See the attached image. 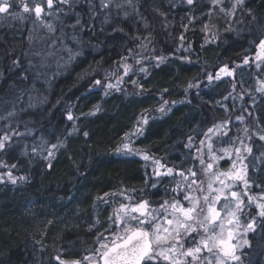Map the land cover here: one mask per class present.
<instances>
[{
  "label": "trees",
  "instance_id": "obj_1",
  "mask_svg": "<svg viewBox=\"0 0 264 264\" xmlns=\"http://www.w3.org/2000/svg\"><path fill=\"white\" fill-rule=\"evenodd\" d=\"M232 3L195 0L190 7L185 0H132L133 7L128 0H113L107 8L98 4L93 12H76L64 32L79 16L82 26L71 47H83L82 58L65 64L48 60L45 67H53L44 76L37 75L41 71L36 66L51 48L50 34L19 21H11L12 27L0 23V137H11L0 154V264H55L57 255L68 263L93 255L97 238L111 233L109 217L122 197L160 199L162 190H149L148 168L135 152L196 170L194 156L204 133L225 123L228 135L213 136V150L236 149L240 141L256 149L254 141L264 134V98L252 104L247 97L241 99L244 92L238 85V91H231L226 83L206 77L225 65L235 68L245 58L256 62L255 42L264 38V0H244L229 15ZM41 42L47 44L45 51ZM159 55L167 57L159 67L146 59ZM126 56L147 72L130 71L123 77L124 87L105 95L94 81L103 84L104 73L115 72ZM54 63L66 65L59 77ZM255 69L235 73L237 79L251 77L252 91L261 84ZM21 92L27 95H18ZM164 100L169 103L161 113ZM97 106L100 111H95ZM69 114L73 120H68ZM142 115L148 123L142 135L131 139L134 156L122 155L118 149ZM4 119L10 120L11 129L2 130ZM30 129H35L34 136L48 139L49 158L24 148L27 134L22 132ZM245 129L253 140L246 138ZM258 179L262 191L264 175Z\"/></svg>",
  "mask_w": 264,
  "mask_h": 264
},
{
  "label": "snow or ice",
  "instance_id": "obj_2",
  "mask_svg": "<svg viewBox=\"0 0 264 264\" xmlns=\"http://www.w3.org/2000/svg\"><path fill=\"white\" fill-rule=\"evenodd\" d=\"M73 2L74 0H55L56 11L63 12L65 5L71 9ZM185 2L191 6L194 5L195 0H185ZM212 2L219 5L222 0H212ZM128 4L132 5V0H128ZM243 4L244 0H234V3L230 6L231 11L228 14L233 15L237 6H243ZM101 6L107 8L108 4L105 3V0H101ZM132 6L135 7L134 5ZM13 7L14 3L10 2V0H0V14H5L13 19H23L19 12L13 15L10 11ZM15 7L22 8L24 13H31L37 20H42V13H45V8L48 9V12L45 13L46 16L53 15V0H40L39 3L33 0L31 8H29L25 0H19ZM220 10L224 11L223 8ZM127 15L125 13V16ZM160 15L163 16L165 14L160 13ZM252 19L255 20L256 18L252 17ZM78 25L82 26L79 16H77L75 24L70 26L75 28ZM43 26L47 27L49 31H54L52 24H43ZM144 27L147 28L148 25L144 24ZM204 28L207 29V25ZM133 39L139 41V37H133ZM145 39H148V42L151 43L149 37H145ZM179 39L183 41V35ZM255 45L259 49L255 60L264 62V39H259L255 42ZM144 46L141 45V47ZM128 51L131 52L132 50L128 49ZM146 59L151 60L154 66L159 67L161 63L167 60V57L159 55ZM136 63L142 64V60H137ZM248 63L249 58H245L243 64L247 65ZM237 67H240V65H237ZM256 67L259 68L260 64H256ZM131 70L132 66L125 63L122 66V75L115 84L107 82V78L103 84L101 80H95L94 84L100 86L105 95L109 94V90L119 91V84ZM139 71L147 72V68L141 66ZM234 71L235 69H230L225 65L215 75L206 73V77L211 82L213 79L220 80L221 73L224 76L232 77ZM132 83L135 84L136 82L132 81ZM261 83L262 86L257 91L264 93V82ZM140 87L142 88V85ZM189 87L191 88L193 85L190 84ZM234 87L235 85H233ZM168 103L167 100H164L158 110L164 113ZM95 111H100L99 106L96 107ZM90 114L94 115L95 112ZM248 115L251 116L252 113H248ZM67 118L68 120L74 119L71 114ZM237 119L243 120L244 117L238 116ZM147 123L148 118L142 115L140 120L137 121L135 130L130 134L126 133L129 142L123 144L122 149H118V151L126 150L132 153L133 149L129 147L130 138L132 135H142L143 126ZM226 127V123L215 124L207 129V132L204 133L205 140H201L199 143L207 148L206 155H208L211 162H206L204 155H199L195 159L202 166L201 168L196 170L188 168L178 173L182 178L181 183L177 185L179 191L173 190L176 196L173 197L171 203L165 201L161 205L163 211L159 216L156 214V210L150 209L147 200L132 203L131 198L126 197L129 202L121 203L119 208L113 210V216L109 217L114 225L111 233L114 239L105 241L103 234H101L97 238L99 249L93 250L92 257H83V261L87 262V264H228L229 261H239L240 256L236 255V250L240 243H247V241H238L237 244L232 243L236 238L234 230L240 227L239 217L247 216L248 213L245 209H250L255 204L259 209L257 216L264 221V203L257 202V197L255 196H249L252 184H256L257 188H260L261 185L248 176V165L243 163L246 157L240 155L241 148L237 147L235 149L236 160H232L229 171L221 172L218 168L213 171V165L230 152L229 148H221L219 149L221 155L217 156L213 152V144L211 142L212 137L220 136L221 132H223L224 136H227V131H223ZM261 131L264 132V129ZM84 135L87 136L88 133L85 132ZM245 136L248 140H253V137L248 135L247 129H245ZM258 138L264 142V134H259ZM10 140L11 137L7 134L0 137V151L6 149ZM229 141H231V137H229ZM240 143L244 151L251 155L252 147L245 145L243 141H240ZM192 146L191 138H189V147ZM52 147L55 148L56 145H52ZM196 151L201 153L203 149L198 147ZM135 154L141 155L139 152H135ZM51 155L52 153L49 152V156ZM261 155L264 156V152H261ZM228 158L231 159V156L229 155ZM143 159L148 160L149 156L144 154ZM237 160L240 161V166H237ZM154 164L159 167H165L158 160H155ZM49 167H51L50 164ZM209 173L205 186V181L202 177ZM156 174L159 175L160 173L156 172ZM167 174L172 175L173 169L168 168ZM261 175H264V172ZM8 176L12 183L16 182L12 178L11 173ZM214 184L218 186L214 187ZM152 186L155 187V184ZM107 195L105 193V196ZM245 199L247 203H245ZM260 199H264V196H261ZM162 223L164 224L163 227L161 226ZM226 224L229 226L227 229L225 227ZM254 225L255 219H252L251 222L244 226L245 231H254ZM117 228L119 232H117ZM55 259L59 264H66L60 255H57ZM68 264H81V260H73L68 262Z\"/></svg>",
  "mask_w": 264,
  "mask_h": 264
},
{
  "label": "rangeland",
  "instance_id": "obj_3",
  "mask_svg": "<svg viewBox=\"0 0 264 264\" xmlns=\"http://www.w3.org/2000/svg\"><path fill=\"white\" fill-rule=\"evenodd\" d=\"M105 3H107L109 5L108 1H105ZM73 15L74 14H70L71 17ZM46 29L48 30V28H46ZM63 34H66V36H65V39H66L65 45L63 43H61V45H59L60 48H58V47H56L57 44H54L53 47L55 49L49 48L48 53H46L47 55L42 60H40L41 63L39 62V66H36L37 70L41 71L40 73L37 72L38 76L39 75L41 76L42 72H43L42 76H44L47 69H51L52 70L53 64L52 63L49 64L50 68H47V67H45V63L48 60L57 59V55L60 54L61 51L64 52L65 54H67V56H68V52H69L68 50L70 49L69 47H71V44L76 42V30H75V28L71 27L67 31L61 33V35H63ZM67 41H68L69 44H67ZM257 52H259L258 48H256V52H254V57L256 56ZM69 58H70V60H63L62 63L65 64V63L73 60L71 57H69ZM256 62H258V60ZM233 66L235 68H232L230 66H228V67L230 69H235L236 72L238 70H241V69H244V68L247 67V65H244L243 63L240 65V67H237V65H233ZM54 68H55V70L59 69L58 63H54ZM134 68L136 69V68H138V66L134 65ZM127 76H124V77L126 78ZM43 81L45 83H47V80H43ZM115 82H117V81H115ZM18 95L21 96V95H27V94L24 93V92H21ZM21 98H23V96ZM4 120H5L6 123H5V125L3 127H1L2 130L5 131V130H8V129H11L12 126H11L10 120H8V119H4ZM23 129H25V128H23ZM34 130L35 129H30V130H27L26 132H22L23 135L27 134L26 135L27 140L23 142L24 148L26 147V149L29 152L33 151L31 153H35V155L39 154V156H42L43 158H49L50 157L49 156V152H51V149H49V141H48V139H44L41 135L34 136ZM24 137H25V135H24ZM138 137H139V135L131 136L130 142H131V139L135 141ZM21 142L22 141H19L18 143L20 145H22ZM128 142H129V138L126 140V143H128ZM15 143H17V140H15ZM262 144H264V142H262ZM13 146H14V144H13ZM122 147L120 149H122ZM129 147L131 148L130 143H129ZM201 148L203 149V152H201V153L196 152L197 155L194 156V160L197 161L195 159L197 156L204 155L205 161L206 162H211L209 160L208 155H206V153H207L206 149L207 148L204 147V145H202ZM239 148H241L240 155L243 156V157H246V159L243 160V163L248 165V168H247L248 176L250 177L251 174H255V173L261 172V170H263V167H264V156L261 155V152H264V145H262V146L257 145V147H256V149L254 151L256 152V150L259 149V152H256V153L252 152L251 155L247 154L244 151L243 147L240 146ZM219 149H221V148L219 146H216V150L217 151L213 150V152L215 151L214 153L217 156L221 155V152L219 151ZM229 149H230L229 154L225 155L223 159L218 160L217 163H215L213 165V171H215L217 168L221 172H227V171L230 170L231 164H232V160H236V152H235V149H233V148H229ZM5 151L6 150L0 151V154H2V152H5ZM118 152L121 153L122 155L134 156V152L129 153L126 150H122V151H118ZM229 155L231 156V159L228 158ZM136 157H139L142 161H144L146 163V166L148 168V176H149V181H148L149 185L148 186H149V190L150 191H156L162 185V183L166 184V187H167V185H169L167 188H162L161 189L162 190V194L160 196L161 197V201L160 202H155V201L153 202L151 199H147V201L149 202V205H150V209L151 210H156V214L159 216L162 213V211H163V209H161V205H163L165 201H168L169 203H171L173 197L176 196V193L173 191L174 189L179 191V189L177 188V184L182 178L179 176L178 173L180 171H185L186 169H188L190 167H189V165H186L183 162L180 163L177 166V165H175L176 161H171V160L168 161L169 162L168 164L166 163V161H163L162 159L150 158L148 160H144L142 154L141 155H137ZM3 158L4 157L2 156V159ZM155 160L160 161V164L164 165L165 167H159L158 165L154 164ZM236 162H237V166H240V161L237 160ZM168 168H172L173 169V174L172 175H168L167 174V169ZM156 172H159L160 174L157 175ZM0 175H1V173H0ZM198 175H199V173H198ZM208 175H210V173L206 174V175H204L202 177L204 179V181H205V186L207 184ZM0 180H2V178H0ZM181 181H180V183H181ZM153 184H155V187L152 186ZM217 186L218 185L214 184V187H217ZM234 190H238V189H234ZM259 190L260 189H255L253 187V184H252L251 190L249 191V196H255V197H257V202L264 203V199H260L261 196H264V190H262V191H259ZM170 193H171V196H168ZM197 195H198V193H197ZM164 196H166L167 198L164 197ZM126 197H130L132 203L137 202L135 196H132V195L125 196V197H122V199H120L118 201V206H115L114 209L119 208V205L121 203H128L129 201L126 199ZM245 203H247L246 199H245ZM185 206H187V205H185ZM169 211H171V209H169ZM245 211L248 213V215L239 217L240 227L234 230L236 238H235L234 241H232L233 244H237L238 241H241V242L242 241H247L246 244H244V243H240L239 244V247L236 250V254L238 256H239V253L241 251L243 252V251H245L247 249H250L251 242H252V239H250V236H251L252 233L257 231V229H258V227H259V225H260V223L262 221L257 216V213H258L259 209L255 206V204H253L250 209H245ZM112 216H113V214H112ZM252 219H255V225H254L255 230L254 231L253 230L245 231V227L244 226L248 222H251ZM161 226L163 227L164 224L162 223ZM113 227H114V225H113V223L111 221V226H110L111 233H112ZM225 227L227 229L229 226L226 224ZM116 230H117V232H119L118 228ZM111 233L103 235V238H104L105 241H109V240H113L114 239V236ZM96 249H99V243H97V248ZM92 256L93 255H90L89 257H92ZM230 262H234V261H229L228 264ZM66 264H68V263L66 262ZM81 264H87V262H83Z\"/></svg>",
  "mask_w": 264,
  "mask_h": 264
},
{
  "label": "bare ground",
  "instance_id": "obj_4",
  "mask_svg": "<svg viewBox=\"0 0 264 264\" xmlns=\"http://www.w3.org/2000/svg\"><path fill=\"white\" fill-rule=\"evenodd\" d=\"M105 1H108L109 5H110V3L113 0H105ZM87 4H89V1L87 2ZM98 4L101 6V0H96L95 8H93L92 11H88V12H93L97 8ZM192 6H194V5H191L190 7H192ZM74 13H76V12L61 13V12L53 11V15L52 16L44 15L43 16V23H39V24L34 21L33 15L31 13L22 12L21 15H22L23 19H13L11 17H5V14H0V23H2L4 26L12 27L13 23L11 21H19V22L24 23L29 28L31 27V28L36 29L37 32L40 31L41 33H44V34H50L53 43L49 44V45H51L52 49H55L53 47L54 44H57L56 47H58V48H60L59 45H61V43H63L65 45V43H66L65 34H63V35L60 34L59 35V33L61 31L64 32V29L66 27V21L67 20H73V18L70 16V14H74ZM13 15H14V13H13ZM43 24H52L54 31L52 32V31L47 30L46 29L47 27H44ZM73 24H75V22H71V25H73ZM78 26L75 27V30L78 29ZM83 31H84L83 37L85 38L86 37L85 29H83ZM86 38H87L86 42H90V39L88 37H86ZM40 44L43 45V48H44V51H45V48H46L45 46L47 44H45L43 42H41ZM69 48H70L68 50L69 51L68 52V56L69 57H71L72 59H81L82 58V54H83V50H84L83 47H75V48L69 47ZM46 52L48 53L47 50H46ZM255 52H256V50H255ZM68 56H67V54H65L64 52L61 51L60 54L57 55V59L59 60V62L63 61V60H70V58ZM118 63L119 64H118L117 69L115 70V72L112 71V72H109V73H104V76H106V78H107V82H111V83H114V84L116 83L115 81L118 80L119 75H120L121 70H122V66L125 63H127V64L132 66V70H131L132 73H134L136 75H139V73H140L139 66H138V68L135 69L134 65L130 62L129 56L120 58ZM256 64H260L259 68H261V70L256 67ZM61 67L62 66L59 65V69L57 70V73H56L55 76L59 77L62 74L61 69L63 70V68L65 66H63L62 68ZM246 68H248L247 71H249L250 68L251 69L256 68L255 71H259L264 76V62L258 61V62H255L253 64L248 63ZM255 71H253V75L257 79V81L264 82V79L260 78ZM102 72L103 71L101 70L99 72V75ZM235 73H236V71H234V75H233L234 77L236 75ZM220 75H221V79L220 80H216V83H218V82L226 83L228 85V90H231V91H238L239 90L238 88L242 89L243 92H244L243 94L245 96L242 95L241 99H244V97H247L250 103L255 104V103H257L259 101V98L260 99L264 98V93H261V92L257 91V89L262 86V83L259 84L257 88H255L256 89L255 91H252L254 89L250 88V86H251L253 81L251 80V77H249L248 75H245V76L249 77V79L247 77H245V76H242V77L237 79L236 77L233 78V76L232 77L224 76L223 73H221ZM52 79H54V78H52ZM233 85H235L234 88H233ZM237 85H238V88H237ZM120 87H124L122 82L119 84V88ZM109 92L113 93V94L117 93L116 90H109ZM254 143L259 145V146L264 145V144H262L261 141H254ZM252 152H255V151H252ZM256 152H259V149H257ZM196 165H197L198 168L201 167L197 161H196ZM261 172H262V170H261ZM260 173L258 172V173H255V174H251L250 178H252L253 180H255L257 183H259L261 185V182L258 179V177L259 176H263V175H261ZM199 175H200V173H199ZM180 181L178 182V184L180 183ZM168 186L169 185H167V187ZM167 187H166V184L162 183V185L157 190H161L162 188H167ZM253 187L255 189H259V188L256 187V184H253ZM152 192H154V191H152ZM198 195H199V193H198ZM159 196H161V195H159ZM164 197H166V196H164ZM152 201L153 202L154 201L155 202H160L161 201V197H160V199L158 201L156 199L155 200L153 199ZM261 238H263L262 241H252L250 249H247V250H245L243 252L241 251L239 253V256H240V260L239 261L230 262L229 264H264V221H261L257 231L252 233L251 236H250V239L260 240ZM109 241H111V240H109ZM96 248H97V244H96ZM83 262H85V261L82 260L81 263H83ZM58 263L59 262L55 259V264H58Z\"/></svg>",
  "mask_w": 264,
  "mask_h": 264
},
{
  "label": "flooded vegetation",
  "instance_id": "obj_5",
  "mask_svg": "<svg viewBox=\"0 0 264 264\" xmlns=\"http://www.w3.org/2000/svg\"><path fill=\"white\" fill-rule=\"evenodd\" d=\"M89 1V4H87V2ZM10 2L14 3V7L12 10H10L12 13H22L23 10L20 7H15V4L19 3V0H10ZM25 2L28 4L29 8H31L33 6V0H25ZM36 2H40V0H36ZM96 5V0H74L71 9H69V7L67 5H65L63 7V12L61 13H65V12H80V11H92L93 8H95ZM43 6V5H42ZM53 11H56V4H55V0H53ZM48 12V9L45 8V13ZM45 13H42V20H37L36 17L33 15V19L36 23H43V16L45 15ZM5 17H9L7 15H5ZM49 23V22H48Z\"/></svg>",
  "mask_w": 264,
  "mask_h": 264
}]
</instances>
